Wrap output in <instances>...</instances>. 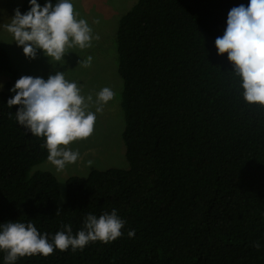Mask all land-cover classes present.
I'll return each mask as SVG.
<instances>
[{"label": "trees", "instance_id": "16d2710c", "mask_svg": "<svg viewBox=\"0 0 264 264\" xmlns=\"http://www.w3.org/2000/svg\"><path fill=\"white\" fill-rule=\"evenodd\" d=\"M249 3L138 0L120 18L129 167L69 178L62 203L57 177L35 170L47 160L45 139L19 125V106L7 105L20 74L0 44V74L9 77L0 90V229L32 223L52 242L62 225L76 235L89 214L115 209L125 221L114 242L15 264H264V106L246 103L241 78L215 44L229 11ZM29 10L24 0L20 12ZM6 255L0 250V264Z\"/></svg>", "mask_w": 264, "mask_h": 264}, {"label": "clouds", "instance_id": "9594fccd", "mask_svg": "<svg viewBox=\"0 0 264 264\" xmlns=\"http://www.w3.org/2000/svg\"><path fill=\"white\" fill-rule=\"evenodd\" d=\"M79 15L71 0H57L55 6L48 0L43 7L37 0H30V10L21 14L16 9L11 22L3 27L12 34L26 58L35 60L37 52L42 50L53 66H63L69 49L84 50L92 46L93 39H99ZM215 44L218 54H227L234 73L241 78L246 103L264 106V0H250L247 7L232 8L224 35L217 37ZM91 63L92 57L88 56L80 65L90 67ZM11 91L15 95L7 105L10 108L19 106L15 113L19 125L45 139L42 147L47 149V160L57 172L64 171L66 165L75 164L80 156L69 146L92 136L97 117L89 110L90 106L94 103L95 112H102L115 96L112 89L105 87L93 101L91 95L83 96L78 85L67 80L65 73L60 71L46 81L22 76ZM92 164L89 160L88 166ZM124 227L125 221L113 209L111 214L105 213L99 218L87 215L83 229L76 235L72 234L71 225H62L64 230L57 232L49 242L47 234L41 235L32 223L8 222L0 229V250L7 253L6 264H15L18 258L47 257L57 249L82 251L93 242H114L123 235ZM127 235L134 238L135 231L130 230ZM254 246L259 247L258 244Z\"/></svg>", "mask_w": 264, "mask_h": 264}, {"label": "rangeland", "instance_id": "374dc122", "mask_svg": "<svg viewBox=\"0 0 264 264\" xmlns=\"http://www.w3.org/2000/svg\"><path fill=\"white\" fill-rule=\"evenodd\" d=\"M138 0H71L74 9L79 12V17L85 19L93 30V39L90 48L80 50L69 49V54L64 58L65 64L53 66L42 50L37 52L35 60H30L24 55L23 49L15 44V40L3 25L10 23L15 10L21 9L24 0H0V44L9 52L14 66L22 76L40 77L45 81L57 71L64 72L65 78L75 82L85 97L91 95L93 101L97 93L108 87L115 93L114 99L103 107V111L96 113L95 104L90 106L96 114L95 128L92 136L87 140L76 141L69 147L78 151L80 156L75 164L66 165L62 172H57L55 167L46 160L35 167V170H49L58 179L60 186V199L64 202L66 183L73 176L86 177L95 168L107 170L110 168H128L125 156V145L122 132L125 127L124 112L121 106V92L123 80L118 73L117 56V27L120 18ZM99 23H96V21ZM92 57L90 67L80 65L81 60ZM8 75L0 74V90L7 91L5 83ZM15 84L13 85V87ZM12 87V88H13ZM11 88V89H12ZM9 89L12 96L15 95ZM93 161L91 167L88 161Z\"/></svg>", "mask_w": 264, "mask_h": 264}]
</instances>
